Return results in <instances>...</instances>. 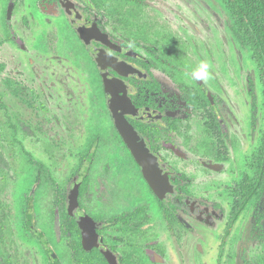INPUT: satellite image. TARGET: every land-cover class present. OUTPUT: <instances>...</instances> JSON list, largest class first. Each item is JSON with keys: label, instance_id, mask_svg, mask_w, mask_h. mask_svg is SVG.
I'll list each match as a JSON object with an SVG mask.
<instances>
[{"label": "flooded vegetation", "instance_id": "flooded-vegetation-1", "mask_svg": "<svg viewBox=\"0 0 264 264\" xmlns=\"http://www.w3.org/2000/svg\"><path fill=\"white\" fill-rule=\"evenodd\" d=\"M127 1L134 3L136 9L149 4L146 0ZM48 2L46 8L55 10L59 6L64 16L67 31L62 27L65 34L61 50L70 54L66 66L73 71L71 76L78 75L79 69L91 83L86 101L81 102L88 117L82 128L84 142L69 152L73 163L69 162L70 177L66 185L54 179L49 162L42 163L45 178L52 180L57 193L59 222L55 232L57 236L62 233L64 238H70L69 248H58L59 253L55 251L47 228L44 235L36 225L37 212L32 197L27 201L25 230L42 245L49 264L47 249L36 230L43 234L61 264H66L68 256L75 264H171L156 238L158 227L170 233L172 240L184 235L183 259L178 261L189 260L184 255L187 246H191L193 261L205 250L207 228L212 229L209 223L218 226L221 218L225 226L218 236L220 252L216 260L217 264H224L220 259L224 255V241L243 215L248 216V222L238 223L234 234L239 236L240 244L237 262L247 263L249 246L264 241V133L257 145L255 100V114H250L248 119L253 148L243 168L241 139L231 135V131H241L240 118L228 119L219 92L212 91L204 81L189 78L194 67L187 71L191 65L184 52L177 50L173 34L155 33V23L136 17L129 4L125 10H117V16L122 17L116 18L114 13H104L98 2L94 6L81 0ZM18 3L19 0L5 3L8 5L1 18L0 31L7 35L4 44L22 48L28 44L25 37L17 33L14 10ZM66 5L74 7L90 29L87 39L73 24ZM42 8L45 11V4ZM31 9L33 13L39 12L33 5ZM72 38L78 42L77 48L72 46ZM36 48L48 51L44 38ZM96 52L104 59L98 60ZM121 65L133 71V75ZM5 68L0 60V75ZM102 69L118 80L116 96L129 107L123 118L143 138L159 166V189L148 179L116 125ZM49 79L46 88L58 91L50 86ZM56 94L68 105L80 102L68 92ZM232 151L236 153L233 167ZM28 155L34 168V160H39ZM195 163L208 171L207 177L216 174L212 182L206 184L215 191L212 196L202 193L200 186L195 187V180H201L206 174ZM219 175H222L223 186L217 188ZM71 191L81 214L91 220L95 239L92 244L85 242L84 231L69 207ZM192 261L189 263L193 264Z\"/></svg>", "mask_w": 264, "mask_h": 264}, {"label": "rangeland", "instance_id": "rangeland-1", "mask_svg": "<svg viewBox=\"0 0 264 264\" xmlns=\"http://www.w3.org/2000/svg\"><path fill=\"white\" fill-rule=\"evenodd\" d=\"M11 1L0 0V24L8 5L5 3ZM81 1L91 6L98 2L104 13H114L116 18L122 17L117 16V10H125L129 4L136 17L155 23V33L173 34L177 50L184 52L191 65L187 71L191 67L195 69L201 61L211 65V78L204 83L224 99L226 117L232 121L235 118L241 120V131H231V135L241 139V164L244 168L253 148L248 128V119L254 113L253 100L257 104V145L264 133V93L252 51L233 34L229 26L231 15L224 4L220 0H146L149 4L136 9L134 3L127 0ZM31 4L38 13L31 12ZM44 4L45 11L42 8ZM46 4H49L48 0H19L14 10L17 33L25 37L27 47L4 44L7 35L0 31V60L6 65L0 75V264H49L42 245L25 230L29 197H32L37 212L36 225L44 235L47 228L55 251L59 253L58 248L66 250L70 247V238H64L62 233L59 237L55 232L59 213L52 180L45 178V170L38 177L28 154L44 165L45 161L49 162L54 179L60 185H66L73 163L69 152L84 142L82 128L88 117L81 102L86 101L91 83L79 69L78 75L71 76L73 71L66 66L70 62V54L61 50L65 34L62 27L67 31L63 24L64 16L59 6L50 10ZM43 38L48 48L45 52L36 48ZM71 42L77 48L78 42L74 38ZM74 60V64L77 63V59ZM49 77L50 86L63 93L68 92L80 102L75 106L68 105L56 94L58 91L46 88ZM232 154L233 167L236 153L232 151ZM196 156L201 157L200 154ZM195 165L206 173L201 180H195V187L200 186L198 189L202 193L212 196L215 191L207 188L206 184H210L216 174L207 177L208 171L197 163ZM221 176H218L217 188L223 186ZM221 219L218 226L214 222L209 223L212 229L207 228L205 250L193 261L191 246H187L184 252L189 260L178 261L183 259L184 235L172 240L170 233L158 227L156 238L167 261L171 264H191L189 261L193 264H217L220 252L218 236L225 226ZM247 220L248 216L243 215L240 222L244 225ZM240 222L235 224L231 235L224 241V255L220 258L224 264H238L240 244L239 236L234 232ZM66 264H75L71 256H68ZM245 264H264V241L249 246Z\"/></svg>", "mask_w": 264, "mask_h": 264}, {"label": "water", "instance_id": "water-1", "mask_svg": "<svg viewBox=\"0 0 264 264\" xmlns=\"http://www.w3.org/2000/svg\"><path fill=\"white\" fill-rule=\"evenodd\" d=\"M66 11L70 15L73 24L77 27L79 33L84 39H87L90 29L82 21L81 16L77 13L76 9L71 5H66ZM96 57L98 60L104 59V56L100 52H96ZM124 70H129L130 74L133 75V71L127 69V67L120 66ZM102 74L104 81L106 83V89L109 95V104L114 113L115 121L117 127L123 132L124 136L128 140L136 158L139 160L140 165L146 172L148 179L159 189V181L161 178V173L159 166L155 158L148 152L146 144L143 138L131 127V125L123 118L125 113L129 112V107L125 101L118 98L115 93V88H117L118 80L113 78L107 72L102 69ZM69 207L76 214L81 228L84 231L85 242L92 244L94 239L93 226L91 220L86 216L82 215L79 208L77 207L76 198L74 197L73 191L70 192L69 196ZM47 249V253L50 257L51 264H61L59 258L57 257L54 250H52L45 241L43 234L36 230Z\"/></svg>", "mask_w": 264, "mask_h": 264}, {"label": "trees", "instance_id": "trees-1", "mask_svg": "<svg viewBox=\"0 0 264 264\" xmlns=\"http://www.w3.org/2000/svg\"><path fill=\"white\" fill-rule=\"evenodd\" d=\"M231 15L229 26L245 47L252 51V58L260 71L264 93V0H220ZM34 170L40 176L44 166L34 160Z\"/></svg>", "mask_w": 264, "mask_h": 264}, {"label": "clouds", "instance_id": "clouds-1", "mask_svg": "<svg viewBox=\"0 0 264 264\" xmlns=\"http://www.w3.org/2000/svg\"><path fill=\"white\" fill-rule=\"evenodd\" d=\"M211 65L206 61H201L193 70L191 76L196 81H207L211 78Z\"/></svg>", "mask_w": 264, "mask_h": 264}]
</instances>
